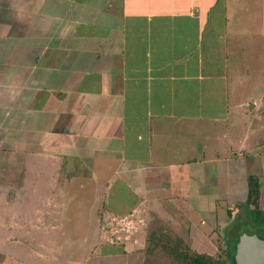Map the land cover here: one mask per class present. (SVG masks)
<instances>
[{
  "label": "crops",
  "instance_id": "1",
  "mask_svg": "<svg viewBox=\"0 0 264 264\" xmlns=\"http://www.w3.org/2000/svg\"><path fill=\"white\" fill-rule=\"evenodd\" d=\"M229 11L225 0H0V208L30 212L0 223V264L142 260L135 232L117 243L97 229L134 213L175 228L197 254L195 242L264 227V31L248 62L257 69L240 75L249 29L230 26ZM80 203L89 237L69 228ZM16 215L44 227L30 230L23 257Z\"/></svg>",
  "mask_w": 264,
  "mask_h": 264
},
{
  "label": "rangeland",
  "instance_id": "2",
  "mask_svg": "<svg viewBox=\"0 0 264 264\" xmlns=\"http://www.w3.org/2000/svg\"><path fill=\"white\" fill-rule=\"evenodd\" d=\"M230 1L225 0L226 7L232 9L233 13L230 11L229 12L235 18V19L229 20L231 23L230 26H237L238 23H241V30L246 31L247 29H249L248 34H246L247 33L246 32L245 33L246 35L241 34L238 37L239 38L238 45H241V50L243 48L245 50V52L243 54H241L240 52L238 53L239 59L237 62H239V64H240L239 74L242 76H246L247 74L253 73L252 72L253 70L257 69L256 66H253V67L250 66L249 67L248 62H250V61L252 62V59H254V57L256 56L255 54L257 53V55H258V53H259L258 50L262 52V49H263V47H259V44L261 43V39H262L260 34H262V32L264 31V0H238V2L232 4V6H231ZM204 3L205 2L202 3L203 6H205ZM206 4H207L206 7H209V8L214 5V3L210 2V1ZM219 5L221 6V3ZM219 5L217 6V8L219 7ZM232 15L230 17H232ZM246 25H248V28ZM228 28L230 29L231 27H228ZM246 42L251 44V46H249V45L245 46ZM244 65H245V68L241 67ZM247 69H248V71H247ZM261 153L264 154V147H262ZM254 166H256V168L258 170V168H259L258 162H254ZM52 182L54 184L57 182V180H56V182H55V180H53ZM86 186H87V184H85L81 188H77L76 190L85 189L86 191H88ZM92 197H93L92 195L88 194V200ZM18 198H19V196H18ZM79 206H81V207H79ZM79 206H78V211H74V212H77L78 220L75 219L74 225L72 226V223H71L69 228L71 229V227H72V228H74V230L76 232H79V234H77L75 232L78 236H80V234H83V235L85 234L89 237V234H90V232H92V230H91V228H87L85 225L88 222L86 217H85V216H87L86 214H88V211L86 210V208H88V206L87 205L85 206V210H83L84 205H82L80 203ZM91 207H92V205H91ZM97 207H98V209L96 211L94 210L92 212V215H94L95 218L97 216H99L100 212H101V210L99 208L100 205H98ZM10 210H13V213L15 212V214L20 213V216L23 215L24 218H26L25 217L26 211L28 212V214L30 213L28 209L23 208L20 204L19 205L15 204L13 206L8 205L7 207H2V208H0V223L1 224L4 223L3 220L6 218V216L8 215V212ZM6 220H7V218H6ZM15 220H16L15 226H14L15 227L14 228L15 235L12 236L11 238L12 239L14 238L13 241H15V254L18 257H23V256H26L28 254V251L26 252L24 249L22 251H19V249H21L24 246L28 247L31 244V243H29V241L31 242V240L28 239V238H30L29 234H31V232L38 233V231L40 229H43L44 227H38L39 226L38 223H36L38 225H36L35 229H33V227L30 229V226L25 227L24 223H22L21 220L17 219V215H16ZM122 220H124L126 222L125 223L126 226L124 225L123 227H121L119 222ZM115 221H116V225L114 227H112L110 232L116 233V235H114V236L117 237V241H115L117 243L119 242V239L121 237L131 236L129 234H131L132 232H135V233H133L134 238H136V239L137 238H139V239L143 238L144 239L146 237L147 231L149 230V228H151V224L152 223L154 225L156 224V221L154 220L153 216H151L150 214H146L145 216H143L142 213H140V214L134 213V214H131L129 216H125L122 218L115 219ZM92 223L93 222L91 220L90 224H92ZM104 223H105L104 220L99 221L98 222L99 225H98L97 229H99V230L102 229L103 228L102 225H104ZM37 227H38V229H36ZM104 228H106V227L104 226ZM205 228L211 229L210 226H208V225H206ZM168 229H169V227H168ZM257 229L258 230H260V229L264 230V227L252 225V223L248 227V224H247L238 233V236H236V233H235L230 238L232 239L233 243H235L236 241L238 242L239 238L243 235H248L249 237L255 235L254 233ZM0 230H1L0 231V238H8L9 235H6V234H8V232H7L8 229L6 228V230H2V228H1ZM30 230H31V232H30ZM172 230L175 231L176 233L178 232L177 230H175V228L174 229L172 228ZM86 231H89V232H86ZM170 231H171V229H170ZM173 231H171V232H173ZM107 232H109V230H107ZM26 234H28V235H26ZM4 235H6V236H4ZM78 238H75V239L77 240ZM84 243L83 244L85 246L88 245V239ZM233 243L231 244V246H233ZM33 245L37 246V244H35V243H33ZM81 245H80V248H81ZM109 245H113V247H115V246L120 247V245H115L114 243L109 244ZM195 246L197 248L198 253L203 252L205 254H202V255L209 257L214 261H221L222 260V261H225L227 264L230 263V258H229L230 254H231L230 250H229L226 242H224L220 238L215 239L212 244H207L206 242H202V243L195 242ZM1 247H2V244L0 243V248ZM4 247L8 252H12V248L10 249L9 244L4 245ZM92 247H93V245L91 244V248ZM210 247L213 250L212 254H210ZM78 255H81L80 258H82L83 256L87 255V252H83V249L81 248V251L78 253ZM140 259H141V256L139 254H134V253L118 254V255H114L112 258H110V257L108 258V257L104 256V254L99 253V254H94V258H92L91 254H90V259L88 260L89 262L84 260V258L79 259V260L82 261V264H142V260H140ZM150 264H173V263H172V261H170L169 259L166 258L165 253H160V254L158 253V254L152 255L151 260H150Z\"/></svg>",
  "mask_w": 264,
  "mask_h": 264
},
{
  "label": "trees",
  "instance_id": "3",
  "mask_svg": "<svg viewBox=\"0 0 264 264\" xmlns=\"http://www.w3.org/2000/svg\"><path fill=\"white\" fill-rule=\"evenodd\" d=\"M248 185V202L253 197L258 195V185L254 176L250 175L247 178ZM156 224H151V228L146 233V237L143 242V249L141 251L142 255V264H150L152 255L165 253L166 258L172 261L173 264H227L225 261H214L209 257H206L202 254H197L192 248H189L187 243H185L181 237L176 235L174 232H171L168 229L165 222L157 220ZM255 221V218H253ZM260 224L264 225V219L260 216L256 218ZM168 229V230H167ZM260 240H264V235L259 237ZM227 246L230 250V263L234 264V254L237 241L233 243H227Z\"/></svg>",
  "mask_w": 264,
  "mask_h": 264
},
{
  "label": "water",
  "instance_id": "4",
  "mask_svg": "<svg viewBox=\"0 0 264 264\" xmlns=\"http://www.w3.org/2000/svg\"><path fill=\"white\" fill-rule=\"evenodd\" d=\"M234 264H264V240L258 236L239 238L234 254Z\"/></svg>",
  "mask_w": 264,
  "mask_h": 264
},
{
  "label": "built area",
  "instance_id": "5",
  "mask_svg": "<svg viewBox=\"0 0 264 264\" xmlns=\"http://www.w3.org/2000/svg\"><path fill=\"white\" fill-rule=\"evenodd\" d=\"M125 223H126V222H125L124 220H122V221L119 222V224L121 225V227H123V226L125 225ZM115 225H116V221H115V220H111V221H109L108 223L105 222L104 225H102L103 228H102V227H101V228H102L103 230H106V231L109 230V231H110V230L112 229V227H114ZM104 226H105L106 228H104ZM125 226H126V225H125ZM113 235H116V233L114 232Z\"/></svg>",
  "mask_w": 264,
  "mask_h": 264
},
{
  "label": "flooded vegetation",
  "instance_id": "6",
  "mask_svg": "<svg viewBox=\"0 0 264 264\" xmlns=\"http://www.w3.org/2000/svg\"><path fill=\"white\" fill-rule=\"evenodd\" d=\"M260 240V239H259Z\"/></svg>",
  "mask_w": 264,
  "mask_h": 264
}]
</instances>
